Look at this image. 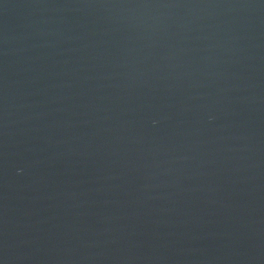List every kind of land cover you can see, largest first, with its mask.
<instances>
[{
	"label": "water",
	"instance_id": "water-1",
	"mask_svg": "<svg viewBox=\"0 0 264 264\" xmlns=\"http://www.w3.org/2000/svg\"><path fill=\"white\" fill-rule=\"evenodd\" d=\"M0 264H264V0H0Z\"/></svg>",
	"mask_w": 264,
	"mask_h": 264
}]
</instances>
